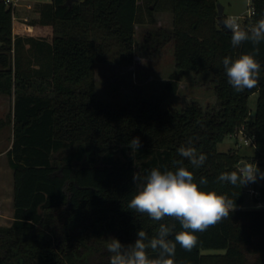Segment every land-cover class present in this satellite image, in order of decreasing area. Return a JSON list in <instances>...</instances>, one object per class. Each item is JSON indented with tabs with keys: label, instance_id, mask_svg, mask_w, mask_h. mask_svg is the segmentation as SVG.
Masks as SVG:
<instances>
[{
	"label": "trees",
	"instance_id": "16d2710c",
	"mask_svg": "<svg viewBox=\"0 0 264 264\" xmlns=\"http://www.w3.org/2000/svg\"><path fill=\"white\" fill-rule=\"evenodd\" d=\"M249 1L254 14L242 22L246 30L264 18V0ZM218 3L153 0L154 9L147 8L152 15L159 5L172 15L171 27L147 30L140 47L154 57L173 44L166 95H177L185 73L210 74L215 106L189 101L177 108L167 107L165 97L106 103L96 96V64L134 62L135 27L142 24L138 0H52L35 6L39 18L30 23L31 31L14 33L12 8L0 0V96L13 98L7 158L14 173V220L0 228V264H110L107 239L134 244L138 230L151 237L160 223L174 225V239L182 230L178 221H153L128 208L133 174L153 167L175 170L173 161L193 171L197 183L206 177L202 189L226 195L237 206L197 232L191 252L177 245L175 264H264V179L252 196L258 207L253 209H242L244 186L216 180L246 160L240 148L217 149L241 128L254 135L250 162L264 165V42L257 46V86L236 92L223 58L235 59L253 46H232L231 32L217 22ZM135 137L139 148L130 145ZM189 140L207 157L199 168L178 153Z\"/></svg>",
	"mask_w": 264,
	"mask_h": 264
},
{
	"label": "clouds",
	"instance_id": "9594fccd",
	"mask_svg": "<svg viewBox=\"0 0 264 264\" xmlns=\"http://www.w3.org/2000/svg\"><path fill=\"white\" fill-rule=\"evenodd\" d=\"M223 25L231 32L234 48L244 42H250L253 46L251 52L235 59L229 56L223 58L228 83L236 92L253 89L257 86L261 69L256 56L260 51L257 46L264 42V18L247 30L241 27L236 17L225 19ZM191 143L189 140V146H181L178 153L187 158L194 168H199L207 157L203 153L198 154ZM130 145L139 148V137L133 138ZM173 163L176 165L175 170L153 167L147 172H135V192L128 208L135 213L146 214L153 221L160 222L165 218L178 221L182 230L175 232L172 239L174 225L160 223L155 235L149 237L147 232L140 229L134 244L127 246L114 237L109 238L106 250L111 253L110 264H175L177 245L191 252L198 243L197 232L215 226L236 210L235 201L226 195L200 187L208 184L206 177H200L197 183L193 171L183 166L182 161ZM258 178L264 179V172H260L255 163L245 162L237 171L220 173L216 180L241 188L255 183ZM149 248L155 253L154 256L148 254Z\"/></svg>",
	"mask_w": 264,
	"mask_h": 264
},
{
	"label": "rangeland",
	"instance_id": "374dc122",
	"mask_svg": "<svg viewBox=\"0 0 264 264\" xmlns=\"http://www.w3.org/2000/svg\"><path fill=\"white\" fill-rule=\"evenodd\" d=\"M34 4L33 0H26ZM140 5L139 19L142 24L135 27V45L134 62L131 66L110 65L98 63L95 65L94 79L96 85L97 98L106 103H125L140 98L142 100H151L160 97L166 98V106L182 107L186 102L196 101L203 107H213L216 104L213 88L208 85L210 74H203L195 77L192 73H185L179 84V91L176 96H168L165 93L164 85L169 75L174 71L173 44L165 46L161 55L146 56L140 50L143 44V37L147 30L158 27H171L172 15L167 11L159 10V5L153 14L147 12L148 7H152L153 0H138ZM220 5L225 7V15H246L250 1L248 0H219ZM152 9H154L152 7ZM20 10V9H18ZM36 12L35 6L24 14L28 15V22L14 21L13 33L15 31H31L30 23L35 20L33 14ZM13 21V20H12ZM243 21H240V25ZM23 23L27 25H23ZM13 98L0 96V104L11 107ZM257 94L250 96L248 107L251 120L254 117L256 109ZM12 138V128L6 122V118L0 120V151L7 147ZM240 145L239 152L253 153L254 148L243 145L242 139H237ZM236 140L227 137L217 147L219 152H228L235 146ZM260 172H264V167H258ZM260 178L255 183H249L244 186V206L248 208L255 207L252 196L250 195L255 184L256 190L260 184ZM248 189L251 192L248 193Z\"/></svg>",
	"mask_w": 264,
	"mask_h": 264
},
{
	"label": "crops",
	"instance_id": "0c3cea01",
	"mask_svg": "<svg viewBox=\"0 0 264 264\" xmlns=\"http://www.w3.org/2000/svg\"><path fill=\"white\" fill-rule=\"evenodd\" d=\"M35 1L34 4H30L26 0H20L19 6L15 9L14 11V18H16V21H23L24 19H28V15L30 14H24L28 12V5H31L32 7L39 5V4H49L51 3L52 0H33ZM249 1V0H248ZM221 4V3H219ZM223 7V15L224 18L228 16H240L242 14H236V15H225V7ZM20 9V10H18ZM32 9V8H31ZM24 12V13H22ZM35 19L39 18V14L35 12L33 14V17ZM11 115V123L10 127L12 128V121H13V103L11 107L1 105L0 104V120L4 119ZM9 123V122H7ZM12 139H13V131H12V138L10 139L9 144L7 145L6 148H4L2 151H0V228H10L13 220H14V173L13 169L10 167L8 158H7V152L11 149L12 146ZM232 149V148H231ZM234 149V148H233ZM242 156L246 157V160L242 161V163H251L250 158L254 156V150L253 153L246 152V153H241L239 152ZM257 167H261L263 165V162H255ZM261 181V180H260ZM256 187L255 184L253 186L252 192L255 193ZM251 192V189H248V193ZM253 196V194H250ZM253 208H258L256 205L255 207L248 208L243 206L242 209H253ZM205 253H213V252H205Z\"/></svg>",
	"mask_w": 264,
	"mask_h": 264
},
{
	"label": "built area",
	"instance_id": "2783aa9c",
	"mask_svg": "<svg viewBox=\"0 0 264 264\" xmlns=\"http://www.w3.org/2000/svg\"><path fill=\"white\" fill-rule=\"evenodd\" d=\"M8 6H10L12 8V20L13 22L16 21V18H14V11L15 9L19 6V2L20 0H3ZM249 10L247 12L246 15H240V16H228V17H225V19L227 18H230V17H236L239 24H240V21H244L245 19L247 18H250L253 14H254V10L251 6H249ZM32 6L31 5H28L27 9L28 10H31ZM24 22H28V19H24L23 20ZM241 138L242 139V142H243V145L244 146H247V147H253L254 145V135H249L247 134V131L245 128H241L239 130H237L236 132H234L233 134H231L229 136V138H232V139H235L236 140V143H235V146L237 148H240V145L238 144L237 142V139L238 138ZM252 194H254V192H251Z\"/></svg>",
	"mask_w": 264,
	"mask_h": 264
},
{
	"label": "water",
	"instance_id": "95a60500",
	"mask_svg": "<svg viewBox=\"0 0 264 264\" xmlns=\"http://www.w3.org/2000/svg\"><path fill=\"white\" fill-rule=\"evenodd\" d=\"M217 9H218V11H217V22L220 25V27H222L223 29H226L224 27V25H223V21L225 19L222 18V15H223V7L219 3L217 4ZM227 31H229V30H227ZM154 255H155V253H151L150 254V256H154Z\"/></svg>",
	"mask_w": 264,
	"mask_h": 264
}]
</instances>
